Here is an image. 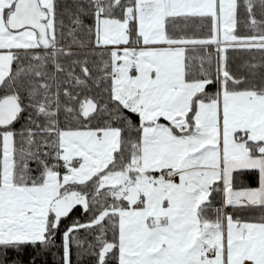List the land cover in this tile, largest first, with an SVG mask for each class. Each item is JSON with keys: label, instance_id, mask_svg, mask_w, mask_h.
Wrapping results in <instances>:
<instances>
[{"label": "snow or ice", "instance_id": "1", "mask_svg": "<svg viewBox=\"0 0 264 264\" xmlns=\"http://www.w3.org/2000/svg\"><path fill=\"white\" fill-rule=\"evenodd\" d=\"M0 264H264V0H0Z\"/></svg>", "mask_w": 264, "mask_h": 264}]
</instances>
